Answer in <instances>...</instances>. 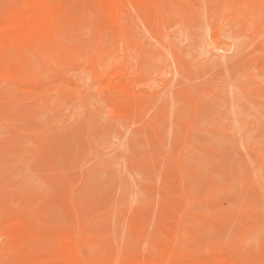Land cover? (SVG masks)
<instances>
[{
  "label": "rangeland",
  "instance_id": "rangeland-1",
  "mask_svg": "<svg viewBox=\"0 0 264 264\" xmlns=\"http://www.w3.org/2000/svg\"><path fill=\"white\" fill-rule=\"evenodd\" d=\"M210 1L154 0L160 22L131 5L118 33L66 0L64 48L0 76V221L36 222L20 246L0 232V261L69 233L102 264L171 247L186 264H264V0Z\"/></svg>",
  "mask_w": 264,
  "mask_h": 264
},
{
  "label": "bare ground",
  "instance_id": "bare-ground-1",
  "mask_svg": "<svg viewBox=\"0 0 264 264\" xmlns=\"http://www.w3.org/2000/svg\"><path fill=\"white\" fill-rule=\"evenodd\" d=\"M66 0H16L13 5H10L9 7L3 14H0V76H13L17 73V71L20 70L22 67L25 58L31 54L32 51L38 52L40 54H44L48 52L49 50L55 47L59 48H64L63 46L65 45V33L67 34L68 29L70 26L73 24L72 22L76 21L75 14L78 12L79 8L76 10L75 4H66ZM71 1V0H68ZM157 1V0H155ZM159 1V0H158ZM185 1V0H184ZM206 1V0H205ZM213 1V0H212ZM212 1H210L212 3ZM216 1V0H215ZM218 1V0H217ZM91 4L85 3V5H81L80 3H77L78 5L80 4L81 6H87L89 11H96L98 17H102L101 20H104L106 23L108 22L110 25L116 28L117 32L119 33L121 31L122 26V21L125 20V17H128V13L126 11L129 9L131 5L136 4L140 8L139 10H143L149 12L152 17H156L159 22H160V17H161V12L158 10L160 8V4H157V8L154 6V0H90ZM214 2V1H213ZM75 3V2H74ZM198 3V2H197ZM210 3V4H211ZM155 4V5H156ZM168 4V3H167ZM207 4V3H206ZM153 5V6H152ZM181 5V4H180ZM74 6V7H72ZM91 6V7H90ZM93 6V8H92ZM79 7V6H76ZM154 7V8H153ZM172 8V6H170ZM176 7H178L176 5ZM74 8L76 13H74ZM91 8V9H90ZM143 8V9H141ZM203 8V6H202ZM201 8V9H202ZM95 9V10H94ZM204 9V8H203ZM202 9V11H203ZM246 9V8H245ZM260 9V8H259ZM82 10V9H81ZM199 10V9H198ZM176 11V10H175ZM178 11H180L178 9ZM177 11V13H178ZM182 11V10H181ZM191 11V10H190ZM200 11V10H199ZM205 11V9H204ZM212 11V10H211ZM259 11V10H258ZM3 12V11H2ZM80 12V11H79ZM129 12V11H128ZM133 12V11H132ZM146 12V13H147ZM172 12V11H171ZM1 13V11H0ZM145 13V12H144ZM181 13V12H180ZM180 13H178L180 15ZM229 13V12H228ZM78 14V13H77ZM127 14V15H126ZM177 14V15H178ZM183 14V13H182ZM199 14V13H198ZM197 14V15H198ZM211 14V12H210ZM261 14V10H260ZM138 15H140L138 13ZM144 14H142L143 17ZM147 15V14H146ZM176 15V16H177ZM204 15V14H203ZM254 15V14H253ZM130 16V15H129ZM91 17V15H90ZM262 17V15H261ZM162 18V17H161ZM204 18V17H203ZM256 18V15H255ZM254 19V17H253ZM252 19V20H253ZM80 20V18H79ZM78 20V21H79ZM202 20V19H201ZM80 22V21H79ZM123 21V25H124ZM138 22V21H137ZM203 22V20H202ZM210 22V21H209ZM208 22V23H209ZM233 22V21H232ZM70 24V25H69ZM75 24V25H76ZM250 24V23H249ZM69 28L67 29V27ZM74 25V26H75ZM92 25V24H91ZM138 25V24H137ZM89 26V25H88ZM122 26V27H121ZM222 26V25H221ZM73 27V25H72ZM90 27V26H89ZM121 27V28H120ZM74 29V28H73ZM86 28L82 31H84ZM95 29V28H94ZM220 29V28H219ZM88 30V29H87ZM71 31V30H70ZM92 31V29H90ZM81 32V31H80ZM110 32V31H109ZM116 32V31H115ZM116 32V33H117ZM71 33V32H70ZM87 33V32H86ZM114 34V32H110ZM117 33V34H118ZM72 34V33H71ZM91 34V33H90ZM84 38V34H82ZM93 35V34H91ZM90 36V35H89ZM88 37V36H87ZM85 37V38H87ZM91 37V36H90ZM68 38V37H67ZM66 38V39H67ZM84 38V39H85ZM81 39V36H80ZM94 39V38H93ZM64 40V41H63ZM74 40V39H73ZM71 40V41H73ZM77 40V39H76ZM75 41V40H74ZM89 41V40H88ZM78 42V41H77ZM75 42V43H77ZM90 42V41H89ZM63 43V46L61 45ZM83 43V42H82ZM86 43V42H84ZM72 44V43H71ZM80 44V42L78 43ZM89 44V43H88ZM107 44V43H106ZM254 44V42H253ZM76 45V44H75ZM90 45V44H89ZM89 45L87 47H89ZM259 45V44H258ZM61 46V47H60ZM85 47V45H83ZM92 47V46H91ZM121 47V46H120ZM223 47V46H222ZM219 48V47H217ZM231 49L230 47H228ZM234 48V47H233ZM79 49V48H78ZM226 49V48H225ZM60 50V49H59ZM83 50V48L81 49ZM121 50V49H120ZM219 50V49H217ZM221 50V49H220ZM54 51V50H53ZM53 51L51 53L53 54ZM63 50H60V53ZM65 51V50H64ZM89 51V50H88ZM230 51V50H229ZM50 53V55H51ZM63 53V52H62ZM69 53V51H67ZM122 53V51H121ZM120 53V54H121ZM54 54H59L58 49L56 53ZM87 54V53H86ZM89 54V53H88ZM119 54V53H118ZM61 55V54H60ZM77 55V54H76ZM132 55V54H131ZM49 56V55H48ZM55 56V55H54ZM58 56V55H57ZM64 56V53L62 54ZM87 56V55H86ZM121 56V55H120ZM53 57V56H52ZM51 58V56L49 57ZM57 58V57H55ZM54 58V59H55ZM127 58V57H126ZM167 58V57H166ZM47 59V58H46ZM68 59V58H66ZM65 59V60H66ZM121 59V58H120ZM53 60V59H52ZM84 60V59H83ZM36 63V62H35ZM67 63V62H66ZM116 63V62H115ZM25 64V63H24ZM69 64V63H68ZM37 66V65H36ZM35 67V66H34ZM26 68V67H25ZM162 71V69H161ZM21 74V73H20ZM23 75V73H22ZM31 75V74H30ZM100 75V74H99ZM32 76V75H31ZM40 76V75H39ZM29 77V75H28ZM103 77V76H101ZM32 78V77H31ZM29 77V79H31ZM21 79V76H20ZM18 79V82L19 80ZM25 81L26 78L24 77ZM28 79V78H27ZM28 81V80H27ZM2 82V81H1ZM17 82V84H18ZM21 82V81H20ZM23 82V81H22ZM29 84V83H28ZM26 83V86L28 85ZM31 84V82H30ZM22 85V84H21ZM33 85V84H32ZM23 87V86H22ZM33 88V86H32ZM194 88V87H193ZM84 89V88H83ZM114 89V88H113ZM189 89V88H188ZM58 91V90H57ZM60 91V90H59ZM80 91V90H79ZM130 91V90H129ZM191 92V91H189ZM16 93V92H15ZM29 93V92H28ZM133 93V92H132ZM131 93V95H132ZM18 94V92H17ZM16 94V95H17ZM58 94V93H57ZM91 94V93H90ZM8 95V94H7ZM134 95V94H133ZM194 95V94H193ZM10 96V95H8ZM14 96V95H13ZM16 97V96H15ZM113 97V96H112ZM63 97H61L60 100H62ZM116 98V97H115ZM11 99V98H10ZM15 99V98H14ZM94 99V98H93ZM133 98L131 97L130 102L128 101V105H132V100ZM13 100V99H11ZM28 100V97H27ZM63 101V100H62ZM119 101V100H118ZM132 101V102H131ZM135 101V100H134ZM87 102V101H86ZM86 102H84L86 104ZM89 102V100H88ZM116 102V101H115ZM120 102V101H119ZM119 102H117L119 104ZM28 103V102H27ZM79 103V102H78ZM122 103V101H121ZM131 103V104H130ZM94 104V103H93ZM124 104V103H123ZM127 105V106H128ZM43 106V105H42ZM130 106L128 108H130ZM165 107V106H164ZM40 109V108H39ZM61 109V108H60ZM83 110V109H82ZM89 110V109H88ZM173 110H175L173 108ZM37 112V111H36ZM83 113V111H81ZM80 112V113H81ZM18 114V113H17ZM22 114V113H21ZM184 114V113H183ZM92 116V115H91ZM79 117V116H78ZM91 119V118H90ZM18 120V119H17ZM21 120V118H20ZM19 120V122H20ZM82 120V119H81ZM89 120V118H88ZM23 121V120H21ZM11 122V121H10ZM12 123V122H11ZM40 123V122H39ZM60 123V122H59ZM14 125H18V122L12 123ZM57 124V123H56ZM89 124V123H88ZM22 125V124H21ZM24 125V124H23ZM33 125V124H32ZM58 125V124H57ZM17 127V126H16ZM21 127V126H20ZM87 127V126H86ZM5 128V127H4ZM28 128V127H27ZM33 128V127H32ZM21 129V128H19ZM59 129V128H58ZM60 130V129H59ZM64 130H62L63 132ZM63 134V133H62ZM21 135V134H20ZM196 136V135H195ZM198 136V135H197ZM37 137V136H36ZM195 138V137H194ZM180 139V138H179ZM21 141V140H20ZM23 141V140H22ZM177 141V140H176ZM175 141V142H176ZM73 142V141H72ZM83 142V141H81ZM23 143V142H22ZM26 143V142H25ZM177 143V142H176ZM72 146V145H71ZM42 149V148H41ZM77 151V149H76ZM80 151V150H79ZM1 154V153H0ZM9 157V156H8ZM263 171V170H262ZM260 172V171H259ZM3 173V172H2ZM262 174V173H261ZM260 174V175H261ZM263 177V175H262ZM257 182V180H256ZM11 183V182H10ZM256 184V183H254ZM11 185V184H10ZM255 187V186H254ZM263 192V191H262ZM262 192L260 194H262ZM259 194V195H260ZM264 194V193H263ZM263 196V195H262ZM264 198V197H263ZM262 198V199H263ZM260 200V199H259ZM11 201V200H10ZM9 202V201H8ZM7 203V202H6ZM4 204V203H3ZM261 205V204H260ZM262 206V205H261ZM10 207V206H9ZM122 207V206H121ZM125 207V206H124ZM5 208V207H4ZM9 209V208H8ZM262 209V208H261ZM1 210V209H0ZM4 210V209H3ZM130 210V208H129ZM127 211V210H126ZM3 212V211H2ZM25 212V211H24ZM130 212V211H129ZM128 212V213H129ZM131 213V212H130ZM117 214V213H115ZM239 214V213H238ZM3 215V214H2ZM69 215V214H68ZM168 215V214H167ZM2 217V216H1ZM9 217V216H8ZM11 217V216H10ZM165 217V216H164ZM114 218V217H113ZM163 218V217H162ZM2 223L0 221V232L3 233V235L11 240L12 242L17 243L18 245L24 242H28L32 240L34 237V234L36 232V227L34 225V222L30 221L29 218L25 219H20V218H10L9 220H6L8 218L3 219L1 218ZM16 219V220H15ZM263 219V218H262ZM3 220L6 221V224ZM124 220V218H123ZM135 220V218H134ZM181 220V219H180ZM113 221V220H112ZM126 221V220H125ZM129 221V220H128ZM133 221V220H132ZM31 222V223H30ZM144 222V221H143ZM181 222V221H180ZM33 223V224H32ZM111 223V222H110ZM113 223V222H112ZM115 223V221H114ZM113 223V224H114ZM131 223V222H130ZM135 223V222H134ZM145 223V222H144ZM5 225V227H3ZM260 225V223H259ZM35 229H34V227ZM39 226V225H38ZM138 227V226H137ZM114 228V227H113ZM126 229V227H125ZM159 229V228H158ZM263 230V228H261ZM72 230V229H71ZM152 230V229H151ZM67 231V230H66ZM116 231V230H115ZM114 232V231H113ZM124 232V231H123ZM133 232V231H132ZM39 233V232H38ZM37 233V234H38ZM50 233V232H49ZM116 233V232H115ZM114 233V234H115ZM128 233V232H127ZM141 233V232H140ZM181 233V232H180ZM1 234V233H0ZM51 234V233H50ZM69 234V233H65ZM65 234L62 237V242L60 246L55 247V248H45L43 250V254L41 256H38L35 254L34 251H24L23 252H18L16 256L8 260H1L0 264H102L98 263L100 261H92L90 258L84 257L83 251L81 248L80 249V240L77 238V236L69 237L65 241ZM74 234V233H73ZM117 234V233H116ZM123 234V233H122ZM129 234V233H128ZM2 235V234H1ZM43 235V234H42ZM78 235V234H75ZM132 236V233L130 234ZM69 236V235H67ZM66 236V237H67ZM80 236V235H79ZM128 236V235H126ZM149 236V233H148ZM242 238L244 236H241ZM35 239V238H34ZM124 240L123 238H121ZM146 240V239H145ZM177 240V239H176ZM120 241V240H119ZM173 241V240H172ZM171 241V242H172ZM183 241V240H182ZM246 241V240H242ZM11 242V243H12ZM177 242V241H175ZM174 242V243H175ZM264 242V241H263ZM164 243V242H163ZM258 243V242H257ZM6 244V243H5ZM4 244V245H5ZM8 244V243H7ZM16 244V246H17ZM29 244V243H28ZM178 244V243H177ZM233 244V243H232ZM259 244V243H258ZM145 246V244H143ZM6 247L9 245H5ZM16 246L13 245L11 248H16ZM20 246V245H19ZM173 246L170 244L169 247ZM175 246V245H174ZM23 246L21 245V248ZM143 247V246H142ZM182 247V246H181ZM5 248V247H4ZM10 248V249H11ZM155 248V247H154ZM25 249V248H24ZM148 249V247H147ZM19 251L17 248L15 251ZM143 250V249H142ZM11 251H14L13 249ZM161 251V250H160ZM244 251V250H242ZM248 251V250H247ZM3 252V251H2ZM40 252V251H39ZM82 252V253H81ZM11 253V252H10ZM37 253V252H36ZM87 253V252H86ZM178 251H174L173 247L171 248H165L163 251L154 253V254H149V256L143 258V259H138L134 260L131 263H124V264H186L184 263L186 260L185 257L182 259L179 257L177 254ZM242 253V252H240ZM158 254V255H157ZM223 254V253H222ZM234 254V253H232ZM220 255V254H219ZM230 255V254H229ZM242 255V254H240ZM263 256V255H262ZM6 257V256H5ZM4 257V258H5ZM264 257V256H263ZM10 258V257H9ZM212 258V257H211ZM235 258V257H234ZM244 258V257H243ZM258 259V258H257ZM184 260V262L182 261ZM260 260V259H259ZM116 262V259H115ZM114 262V263H115ZM187 262V261H186ZM206 262L199 263V264H205ZM189 264V263H188ZM208 264H245V261L243 263H240L238 259H233L232 257H221L219 259H216L213 263H208Z\"/></svg>",
  "mask_w": 264,
  "mask_h": 264
}]
</instances>
